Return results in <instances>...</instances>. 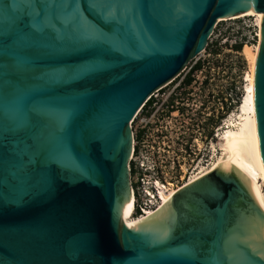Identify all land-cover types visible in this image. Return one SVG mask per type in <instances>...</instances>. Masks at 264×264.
<instances>
[{"label": "water", "instance_id": "obj_1", "mask_svg": "<svg viewBox=\"0 0 264 264\" xmlns=\"http://www.w3.org/2000/svg\"><path fill=\"white\" fill-rule=\"evenodd\" d=\"M264 0H0V264H264V214L229 155L148 217L132 207L130 121Z\"/></svg>", "mask_w": 264, "mask_h": 264}, {"label": "rangeland", "instance_id": "obj_2", "mask_svg": "<svg viewBox=\"0 0 264 264\" xmlns=\"http://www.w3.org/2000/svg\"><path fill=\"white\" fill-rule=\"evenodd\" d=\"M233 16L217 21L218 23L213 28L208 40L210 49H205L203 52L190 58L185 67L171 80L169 85L159 91V96L155 99V108L161 113V110L165 109V99L173 91L176 93V96L172 95L173 104H176L179 109L187 111V114L183 112V115L179 116L177 122L172 121L169 124L171 129L169 131L170 134L167 133V136L170 145L172 144L171 140L175 141V137L180 133L185 136L190 134L189 124L198 125L200 140L199 145L194 146V151L198 153V156L192 163V166L197 164V168L195 169L197 171L199 169L206 170L222 157V150L219 145L220 136L226 127L235 128L238 126L239 115L241 114L240 103L243 97L249 95L253 55L255 46L258 43L254 46L252 45V18L244 17L240 19L238 17V19H234ZM242 38L245 39V43L241 51L233 50L231 44L235 40L239 41ZM197 60L202 61L203 67L201 71L194 72V81L185 87H183L182 83L178 86L177 84L188 74L190 67ZM176 85L177 87L174 89ZM237 97L240 98V101L236 104ZM208 106L209 109H207ZM194 110L195 114L191 115V112ZM208 111L211 112L210 119L203 121V119L207 118L206 113ZM221 114L222 118L218 126H216L214 121ZM193 119L195 120L193 121ZM212 128H216V132L213 130L216 136L212 133L209 141L208 131L212 130ZM150 134L152 135V139H155L154 132L152 131ZM204 136H206V139H204ZM152 139L145 138L143 140L139 147V150L143 154L151 150H157L156 145L152 143ZM209 142L212 143V149L209 148ZM152 146L154 148H151ZM183 156L184 160H182ZM190 158L185 154L179 153L176 147L172 145L170 148L165 147V151L161 152L160 157L167 164L176 163L177 160L180 163L186 162L187 164L190 162ZM195 170L193 173H196ZM130 181L131 176L129 173V183ZM261 188L264 191L262 185Z\"/></svg>", "mask_w": 264, "mask_h": 264}, {"label": "built area", "instance_id": "obj_3", "mask_svg": "<svg viewBox=\"0 0 264 264\" xmlns=\"http://www.w3.org/2000/svg\"><path fill=\"white\" fill-rule=\"evenodd\" d=\"M244 17H249L253 20L251 25L253 28L252 45L254 46L259 40L257 17L255 15H247L239 18L241 19ZM217 23L218 22L215 23L214 27ZM209 39L210 36L208 40ZM183 80L184 78L177 85L179 86L181 83L183 85ZM192 81H194V79ZM170 82L171 80L150 94L130 121L133 144L128 161V168L131 176L130 188L133 200V218H141L151 215L164 204L165 199L170 194L173 195L180 188L189 183V180H191L195 175L204 171L202 169H199L198 171L195 170L197 168V164L192 166V163L198 156V153H195L194 151V146H198L200 140V133L198 132L197 124H189L190 134L188 136L180 133L175 137V141L171 140V145L176 147V150L179 153L185 154L187 157H191L190 162L186 164V162L180 163V161L177 160L176 163L172 162L171 164H167L166 161L160 159L161 152L165 151V147H171L168 143L169 140L167 136V133H169L171 129L169 124L172 121L177 122L179 116L183 115V112L184 114H187V111L185 112L182 109H179L176 104H173L174 100L172 95L176 96V93L173 91H171L165 99V109H162L161 113H159L158 109L155 108V99L158 98L159 91L169 85ZM177 85L174 86V89H176ZM185 86L186 85H183V87ZM207 109H209V106ZM194 112L195 110L191 112V115H194ZM210 114L211 112L208 111L206 113L207 118H205V120L203 119V121L209 120ZM188 119L192 120L190 118ZM194 120L195 119H193V121ZM213 130L216 132V128H212V130L208 131L209 141L212 137L211 135ZM152 131L155 134V139H152V135L150 134ZM213 135L216 136V133H213ZM145 138H151L152 143L156 145L157 150H151L143 154L139 150V147ZM204 139H206V136H204ZM151 148H154V146ZM209 148L212 149L211 142H209ZM208 158H210V156H208ZM184 159L185 158L183 156L182 160ZM194 170L196 173H193Z\"/></svg>", "mask_w": 264, "mask_h": 264}, {"label": "bare ground", "instance_id": "obj_4", "mask_svg": "<svg viewBox=\"0 0 264 264\" xmlns=\"http://www.w3.org/2000/svg\"><path fill=\"white\" fill-rule=\"evenodd\" d=\"M234 15H236V16L232 15L234 18L247 16V15H256L258 17L259 40H258V44L255 46V52L253 55L249 95L243 97L240 103L241 114L239 115L238 126H236L235 128L226 127V129L222 132V135L220 136L219 145H220V149L222 150V157H220L216 162H214L212 166L209 167L207 170H204L200 174L195 175L191 180H189V183L196 180L205 173L209 172L220 161L224 160L229 155H232L234 164L237 167V169L251 182V184L255 188L261 209L264 214V191L261 188V185L264 187V162L261 156L260 142H259V136L257 130V119H256V109H255V86H254L255 65H256V60L259 53L260 42H261L260 19L262 13L241 12ZM218 20L219 19H217V21ZM130 192H131V188H130ZM171 196L172 194H170L165 199V202ZM131 198H132V193H131ZM132 209H133V200L129 214L126 217L121 216L122 224L129 225L146 218V217L133 218Z\"/></svg>", "mask_w": 264, "mask_h": 264}, {"label": "trees", "instance_id": "obj_5", "mask_svg": "<svg viewBox=\"0 0 264 264\" xmlns=\"http://www.w3.org/2000/svg\"><path fill=\"white\" fill-rule=\"evenodd\" d=\"M244 38H242L241 40L237 41L235 40V42L233 44H231V48L235 51H241L242 47H243V44L245 43L244 42ZM247 43H249V41H247ZM205 49H210L209 48V44H207L206 48ZM210 51H213V50H210ZM213 53H216L213 51ZM203 67V63L201 60H197L191 67H190V70L188 72V74L184 77V80H183V85H189L192 80L194 79V72H198V71H201ZM244 96V95H243ZM240 101V98L237 97V100H236V104ZM222 118V114L217 116V119L215 121V125L218 126L220 120Z\"/></svg>", "mask_w": 264, "mask_h": 264}]
</instances>
